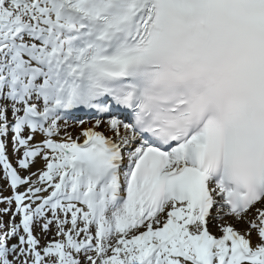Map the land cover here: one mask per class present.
I'll use <instances>...</instances> for the list:
<instances>
[{"label":"snow or ice","instance_id":"snow-or-ice-1","mask_svg":"<svg viewBox=\"0 0 264 264\" xmlns=\"http://www.w3.org/2000/svg\"><path fill=\"white\" fill-rule=\"evenodd\" d=\"M0 180V264H264V0H0Z\"/></svg>","mask_w":264,"mask_h":264},{"label":"bare ground","instance_id":"bare-ground-1","mask_svg":"<svg viewBox=\"0 0 264 264\" xmlns=\"http://www.w3.org/2000/svg\"><path fill=\"white\" fill-rule=\"evenodd\" d=\"M238 226V228H241V227H243L242 225H237ZM252 239H253V236H252ZM254 240V239H253Z\"/></svg>","mask_w":264,"mask_h":264}]
</instances>
